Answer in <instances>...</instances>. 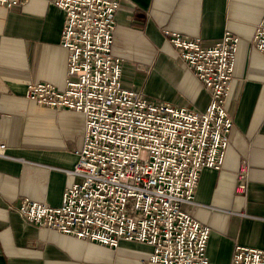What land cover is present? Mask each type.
Returning <instances> with one entry per match:
<instances>
[{
  "label": "crops",
  "instance_id": "0c3cea01",
  "mask_svg": "<svg viewBox=\"0 0 264 264\" xmlns=\"http://www.w3.org/2000/svg\"><path fill=\"white\" fill-rule=\"evenodd\" d=\"M54 1L0 4V140L7 155L0 157V264H140L151 251L145 243L124 239L107 247L39 229L17 212L23 197L60 205L63 191L79 180L71 171L83 143V114L25 95L33 82L65 83V19ZM117 1L112 54L121 59L123 83L148 100L192 111L209 102L164 30L199 38L204 47L225 32L238 37L225 101L233 128L224 165L204 168L193 203L181 208L209 227L205 252L212 264H230L235 246L264 249V56L252 41L264 0Z\"/></svg>",
  "mask_w": 264,
  "mask_h": 264
},
{
  "label": "built area",
  "instance_id": "2783aa9c",
  "mask_svg": "<svg viewBox=\"0 0 264 264\" xmlns=\"http://www.w3.org/2000/svg\"><path fill=\"white\" fill-rule=\"evenodd\" d=\"M20 2L0 0L8 9ZM54 5L65 19V83L58 88L33 82L25 95L41 106L83 114V143L71 171L79 180L63 191L60 205L23 197L18 214L39 229L107 247L124 239L145 243L151 251L140 264H212L205 252L209 227L181 206L193 203L204 168L224 165L233 128L225 101L238 37L225 32L204 47L199 38L164 30L176 56L209 91L205 110L192 111L148 100L123 83L121 59L112 54L117 0H55ZM252 41L264 56V15ZM2 156L6 144L0 140ZM230 264H264V249L235 246Z\"/></svg>",
  "mask_w": 264,
  "mask_h": 264
}]
</instances>
